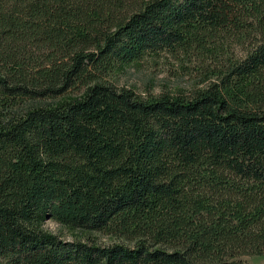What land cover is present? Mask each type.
<instances>
[{"label": "trees", "instance_id": "16d2710c", "mask_svg": "<svg viewBox=\"0 0 264 264\" xmlns=\"http://www.w3.org/2000/svg\"><path fill=\"white\" fill-rule=\"evenodd\" d=\"M234 35L242 53L188 94L105 78L146 51L219 58ZM45 218L126 242L62 239ZM263 250L264 0H0V264H246Z\"/></svg>", "mask_w": 264, "mask_h": 264}, {"label": "rangeland", "instance_id": "374dc122", "mask_svg": "<svg viewBox=\"0 0 264 264\" xmlns=\"http://www.w3.org/2000/svg\"><path fill=\"white\" fill-rule=\"evenodd\" d=\"M235 36V35H234ZM224 36L215 46L219 58L214 52L200 54L192 50L189 54L179 52L171 54L165 50L144 52L139 57L118 62L105 76L106 80L117 87H127L139 95L166 94L170 96L188 94L193 89L206 84L215 78L221 62L226 58L239 56L247 44L245 36ZM214 50V48H211ZM217 53V52H216ZM82 91V89H81ZM78 91L68 90L60 97L70 99L77 96ZM41 231L49 232L62 239L89 240L98 244H109L115 241H124L101 230H87L61 225L52 218H45L37 223ZM246 264H264V250L260 254L244 256Z\"/></svg>", "mask_w": 264, "mask_h": 264}]
</instances>
